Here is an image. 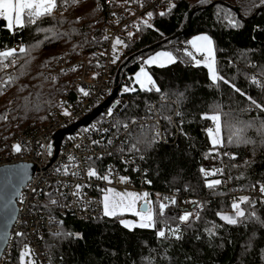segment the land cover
Returning a JSON list of instances; mask_svg holds the SVG:
<instances>
[{"label":"trees","instance_id":"1","mask_svg":"<svg viewBox=\"0 0 264 264\" xmlns=\"http://www.w3.org/2000/svg\"><path fill=\"white\" fill-rule=\"evenodd\" d=\"M123 1L113 0L112 5L117 8ZM150 1L142 0L143 6ZM101 3L104 4V0L76 3L69 0L54 17L15 34L8 31L5 21L0 19V50L15 48V44L25 47L39 44L32 48L29 56H22L15 68L0 72L4 79L7 75L16 78L0 88V116L7 117L0 119L3 134L13 135L12 139L19 132L45 123L55 116L65 95L74 98V89L66 93L67 87L74 86V73L56 77H50L49 73L59 56L76 59L81 53L101 50L107 43L119 14L113 17L104 13L99 6ZM173 3L175 7L164 16L159 15L155 7L143 11L141 20L147 19L148 12L153 13L148 21L152 28L144 26L140 20L141 30L132 32L131 38L127 30L120 33L118 37L127 47L121 44L120 53H116L119 59L113 63L112 70L113 75L120 78L128 75L131 80L140 69L142 56L170 49L177 57V63L148 67L155 86L161 91L142 90L134 83L137 90L123 93L127 104L118 116L122 124L131 126L129 150L137 139H151L154 129L149 122L153 113L151 106L161 111L166 135L173 133L174 138L150 147L141 143L139 152H130L145 153L144 164L148 170L145 184L152 192H162L153 199L154 211L163 198H167L170 207L163 217H158L155 228L132 230L120 223L121 216L103 215L95 220H82L67 214L59 231L62 227L64 232L79 233L82 238L45 233L39 243L46 264H264V202L242 204L246 215L254 212L255 216L237 225H228L217 216L218 212L232 214L229 191L249 190L264 182V131L261 130L264 111L250 105L245 96L228 85H214L207 68L194 66L184 55L190 36L208 34L219 49L216 52L219 73L264 105V6H255L259 0H173ZM135 4L140 6L141 2ZM229 9L240 22L239 28L228 24L224 13ZM38 28L52 31L39 32ZM187 28L190 30L183 33ZM45 35L52 38L45 40ZM98 66L97 61L91 63L92 69ZM216 112L222 116L224 146L219 148V159L213 161L212 157L205 158L212 148L206 129L213 127V122L202 116ZM165 117H173L177 126ZM141 120L147 122H137ZM249 124L244 138L252 143H227L233 132ZM233 154L235 159L231 158ZM201 167L223 169V175L208 179L223 181L227 178V182L223 181L215 190L208 189ZM190 197H198L195 201L203 207L197 209L188 203ZM172 199L175 205H171ZM186 210L198 212L199 219L180 224L181 239L158 237V229L167 232V227H175L178 220L174 217ZM213 225L218 227L213 229L216 234L210 237L206 229ZM24 243L23 239L18 240L13 252L2 255L0 264H21ZM34 260L41 264L38 257L34 256Z\"/></svg>","mask_w":264,"mask_h":264},{"label":"built area","instance_id":"2","mask_svg":"<svg viewBox=\"0 0 264 264\" xmlns=\"http://www.w3.org/2000/svg\"><path fill=\"white\" fill-rule=\"evenodd\" d=\"M112 3L113 0L111 2L104 0V4L99 5L104 13L110 16L115 17L117 13L119 14V19L115 20L116 25L111 28L110 32L112 33L104 47L86 55L81 53L76 59H68L61 55L58 57L56 65L50 70V77H56L62 72L75 68L80 69V73L73 79L74 86L66 89V93L74 89V98L65 95L64 102L58 107L55 116L45 123L19 132L12 139H8L6 133L3 134L0 167L29 162L33 163L36 169L18 194L17 216L10 231L5 254L13 252L18 240L23 239L24 246L31 249L41 264H46L43 261L39 243L41 238L45 237L44 234L59 232L60 224L56 221H63L67 214H73L82 220H95L103 216L102 195L104 192L102 190L104 189L115 187L135 189L148 193L147 199L152 202L154 197H160L162 193L158 190L152 192L151 188H147L145 184L148 172L147 165L144 164L145 153L133 154L127 150L128 131L131 126L127 124V131L122 123L119 128L116 126V122L120 121L118 116L127 104V99L123 96L125 93L123 89L133 87L134 84L128 75L121 78L113 75L112 46L116 37L123 31L134 32L137 30L133 25H138L143 11L155 7L160 13L165 12L173 0H151L147 6L143 7L138 6L135 2L125 4L123 1L122 6L116 8ZM15 48H19V44H15ZM94 61H97L99 66L92 69L91 63ZM122 87L124 88L122 89ZM80 88H84L90 94L83 95ZM114 89H117V94L108 106L104 107L89 123L78 126L72 134H64L56 150L55 133L91 113L96 106L106 101ZM110 108L113 109L112 116L107 115ZM65 110L70 115H64ZM151 111H153L152 119L149 122L151 125H158V130L163 136L160 143L167 142L169 137L174 138L173 133L169 137L166 135L161 111L156 109L155 105L151 106ZM171 121L174 127L177 126L173 117H171ZM137 122L142 124L147 121ZM154 131L155 129H153V134ZM176 135L177 129H175ZM109 140L112 141L111 144L108 143ZM92 141L100 143L93 144ZM16 144L22 146L19 153L13 149V145ZM220 155L221 153L219 155L214 153L211 160L217 161ZM69 157L75 159L70 160ZM90 168L96 169L101 176L107 175L109 170H112L111 183L95 177L90 178L87 175ZM74 172L77 174L73 175ZM120 177H127V182H121ZM223 181L226 183L227 178ZM76 185H81V188L77 190ZM261 185H264V182H259L255 188L249 190L229 191L230 202L242 196L251 198L253 203L249 205H255L260 201L264 202V194L259 191ZM77 191H79V195H74L73 193ZM52 200H56L57 203L52 204ZM195 200H198V197H190V201ZM160 202L167 203L164 198L160 199ZM17 233H23V235H17Z\"/></svg>","mask_w":264,"mask_h":264},{"label":"snow or ice","instance_id":"3","mask_svg":"<svg viewBox=\"0 0 264 264\" xmlns=\"http://www.w3.org/2000/svg\"><path fill=\"white\" fill-rule=\"evenodd\" d=\"M69 0H0V19L5 21V27L8 31L12 34H15L16 31L24 29L28 26H38L40 22H42L45 18L54 17L57 10L67 5ZM73 3L78 2V0H72ZM111 2V0H110ZM130 2H141L142 0H124L125 4H129ZM256 7L264 6V0H259V4L255 5ZM175 7V4L170 3L167 11L159 13V15L164 16L171 12V10ZM66 10V9H65ZM147 19L141 20V24L148 28H152L153 25L148 21L152 19L153 13L148 12L146 14ZM225 18L228 21V24L233 28H239L241 26L240 22L235 19V17L231 14V9H229L226 13H224ZM136 27L137 31H140V25H133ZM39 32L48 33L52 31L50 29L38 28ZM134 33L129 32L128 36L131 38ZM52 37L45 35L44 39L48 40ZM107 39V37H105ZM39 43H43L40 41ZM124 44L127 47V44L124 43L122 39L119 37L116 38L113 44V60L112 62L115 63L119 59V55L116 54L117 45ZM191 50L184 49V55L188 58V60L194 63V66H203L207 68L210 79L214 85L219 83H223L231 87L235 92L240 93L242 96H245L246 99L249 101L250 105L254 106L256 109L260 111H264V105L258 103L255 99L250 96H247L246 93L242 92L239 88L235 86L234 83L226 79L222 76L217 68V61H216V52L219 50L217 49L215 42L211 36L208 34H201L192 41H190ZM39 44L34 45L32 47H25L24 45L19 46V48H4L0 50V72L7 73L9 68H15L18 60L22 58V56H29L31 54L33 47H38ZM145 65H158L164 67L168 64L177 63V57L168 51H162L155 53L154 55L148 57L146 60L143 61ZM16 78L12 75H7V79L0 77V88L11 84L14 82ZM253 82L255 83L256 80L253 78ZM134 83L139 84L140 89L146 91L155 90L157 92L161 91L158 87L155 86V83L149 75V73L145 70V67H141L139 72L135 74ZM137 89L134 87H125L123 89L124 92H135ZM80 91L83 95L88 96L90 93L86 91L84 88H80ZM2 94V93H0ZM64 115L68 116L70 113L65 110ZM108 116L113 115V109H109L107 112ZM203 119H208L213 122V127L206 129V134L210 138V143L212 148L209 151L208 156L205 158H211L213 153L219 155V148L224 146V140L221 136L222 130V116L219 112L215 114H204L202 116ZM0 119H7L6 116H0ZM171 123L170 117H165ZM135 123V121H133ZM121 125L120 121L116 122L117 128ZM251 125H245V127L237 129L231 136L227 138V143L229 144H250L252 143L251 140L244 138V132L247 127ZM124 129L128 130V125L123 124ZM143 127V126H141ZM153 128L155 129L154 134L152 135L151 139L140 140L137 139L136 143L131 145L129 151H136L139 152L140 149L138 144L146 143L147 146H151L155 143H159L161 139H163L162 134L158 130V125H154ZM261 130L264 131V124L261 125ZM88 131V129H85ZM107 131V130H105ZM93 144H99V141H92ZM109 144L112 143L111 140L108 141ZM77 147H80L77 145ZM13 149L15 152L19 153L22 150V146L20 144L13 145ZM123 151V149H121ZM51 155V152H49ZM224 155H229L228 153H224ZM232 159H235V155L231 156ZM70 160L75 159L74 157H69ZM89 159H91L89 157ZM143 159V156H141ZM245 163H248L247 161ZM67 171V168H65ZM223 169L214 168L210 170H206L205 168L201 167L200 172L202 176L205 178V186L210 190H215L219 185L223 183L221 179H208V177H215L218 175H223ZM76 175L77 173H72ZM111 174L112 170H109L107 175H99V173L94 168H90L87 172V175L91 177H95L97 179H101L111 183ZM127 177H120L121 182H127ZM150 183V182H149ZM77 190L81 188V185H76ZM104 195L102 197V206H103V215L106 217H116V216H123L125 213H131L135 215L138 220L137 221H126L120 220V223L129 230L134 228H155L158 222V217H163L165 215L166 209L170 207L169 203L160 202L158 206V210L154 211L152 204L153 202L148 200L147 197L149 196L148 193L138 194L134 192H125L119 193L116 192L114 189L108 188L102 190ZM261 194H264V185H261L259 188ZM74 195H79V191L73 193ZM143 200V203L137 208V202ZM167 200V198H165ZM52 204H56V200L51 201ZM171 205H175V199L171 200ZM196 207L197 209L202 208L203 206L197 201H189ZM251 198L248 196H242L233 200L231 204L232 214L226 215L220 212L217 213V216L224 221L228 225H237L238 223H243L247 219H251L255 216V213L252 212L246 215L245 210L241 207L242 204H251ZM174 219L178 220V224L175 227H167V232L163 229L157 230V235L160 238H168V236L174 237L175 239H181L180 235V224H190L193 219H199V213H193L192 211H184L182 215L179 217H174ZM56 223L62 226V221H56ZM218 227L217 225H213L212 228L206 229L208 235L210 237L214 236L216 233L213 231L214 228ZM17 235H23V233H17ZM57 237H68L72 236L75 238H82L81 234L79 233H71V232H64L63 228L57 233H54ZM33 255L30 248L27 246L25 247L24 251L20 254L21 264H25V258L28 257L27 264H35V262L31 259Z\"/></svg>","mask_w":264,"mask_h":264},{"label":"water","instance_id":"4","mask_svg":"<svg viewBox=\"0 0 264 264\" xmlns=\"http://www.w3.org/2000/svg\"><path fill=\"white\" fill-rule=\"evenodd\" d=\"M189 30L187 28L183 33ZM116 94L117 89H114L106 101L96 106L91 113H88V115L68 127L57 131L54 135L55 149H58L64 134H72L78 126L89 123L104 107L108 106ZM35 170V165L29 162H19L17 164L0 167V261L10 239V231L17 216L18 194L21 188L27 184Z\"/></svg>","mask_w":264,"mask_h":264},{"label":"rangeland","instance_id":"5","mask_svg":"<svg viewBox=\"0 0 264 264\" xmlns=\"http://www.w3.org/2000/svg\"><path fill=\"white\" fill-rule=\"evenodd\" d=\"M120 35V34H119ZM199 35H201V34H199ZM199 35H192V36H190L187 40H186V46H185V49L187 48V49H189V50H191V44H190V41H192L193 39H195V37H197V36H199ZM117 38V37H116ZM121 47H122V45H117V49H116V53L118 52V53H120V51H121ZM162 51H168V52H172L170 49H159V50H155L153 53H149V54H147V55H145V56H142L141 58H142V64H141V66H140V68L143 66V67H145V70L148 72V73H150L149 71H148V67H150V66H153V65H145L144 63H143V61L144 60H146L148 57H150V56H152V55H154L155 53H158V52H162ZM155 66H158V65H155ZM140 70V69H139ZM139 70H138V72H139ZM137 72V73H138ZM136 74V73H135ZM150 75V74H149ZM134 78H135V75H134V77H133V79H131V82L134 84ZM139 85V84H138ZM124 87H122V89H123ZM1 131H2V129H1ZM0 131V132H1ZM3 131H2V133H1V136H0V148H1V144H2V141H3ZM13 136V135H12ZM12 136H7V138L9 139L10 137H12ZM111 189H114L116 192H119V193H125V192H134V193H138V194H143V192H141V191H138V190H133V189H124V188H118V187H115V188H111ZM103 195H104V193H103ZM103 195H102V197H103ZM143 202V200H140V201H138L137 202V208H139V206H140V204ZM152 207H154V202H153V204H152ZM121 220H126V221H137L138 220V218L135 216V215H133V214H131V213H125L123 216H121ZM25 247L26 246H24V247H22V249H21V251L23 252L24 251V249H25ZM21 252V253H22ZM20 253V254H21ZM29 258L28 257H26L25 258V264H27V260H28ZM31 259L35 262V260H34V256L32 255L31 256ZM35 264H37L36 262H35Z\"/></svg>","mask_w":264,"mask_h":264},{"label":"bare ground","instance_id":"6","mask_svg":"<svg viewBox=\"0 0 264 264\" xmlns=\"http://www.w3.org/2000/svg\"><path fill=\"white\" fill-rule=\"evenodd\" d=\"M67 58H68V59H74V58H71V57H67ZM55 65H56V64H55ZM53 67H54V66H53ZM53 67H52V68H53ZM69 72H73V73H74V75H73V79H74V78L76 77V75H78V73H80V69H79V68H78V69L75 68L74 70H70V71L62 72V73H60L59 75H62V74H64V73H69ZM111 94H112V93H111ZM111 94H110V95H111ZM110 95H109V96H110ZM109 96H108V97H109ZM115 96H116V95H115ZM113 98H114V97H113ZM113 98H112V99H113Z\"/></svg>","mask_w":264,"mask_h":264}]
</instances>
